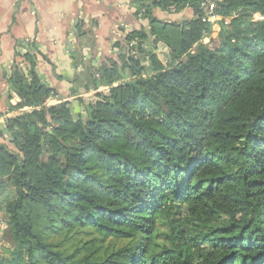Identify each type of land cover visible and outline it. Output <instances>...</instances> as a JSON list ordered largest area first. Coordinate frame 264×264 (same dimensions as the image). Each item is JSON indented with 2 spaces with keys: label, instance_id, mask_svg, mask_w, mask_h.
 <instances>
[{
  "label": "trees",
  "instance_id": "16d2710c",
  "mask_svg": "<svg viewBox=\"0 0 264 264\" xmlns=\"http://www.w3.org/2000/svg\"><path fill=\"white\" fill-rule=\"evenodd\" d=\"M137 1L150 31L89 69L107 93L47 105L35 45L14 62L31 111L0 128V264H264V0H213L216 24L205 0Z\"/></svg>",
  "mask_w": 264,
  "mask_h": 264
},
{
  "label": "crops",
  "instance_id": "0c3cea01",
  "mask_svg": "<svg viewBox=\"0 0 264 264\" xmlns=\"http://www.w3.org/2000/svg\"><path fill=\"white\" fill-rule=\"evenodd\" d=\"M137 0H0V128L6 120L31 109L12 110L20 98L9 85L15 61H22L31 44L37 55V73L56 91L47 105L76 104L79 98L94 99L109 87L93 88L89 69L116 60V44L133 31H150V22L138 14ZM164 22L186 21L193 10L156 9ZM161 60L169 55L160 45ZM75 56L82 64L75 62Z\"/></svg>",
  "mask_w": 264,
  "mask_h": 264
},
{
  "label": "rangeland",
  "instance_id": "374dc122",
  "mask_svg": "<svg viewBox=\"0 0 264 264\" xmlns=\"http://www.w3.org/2000/svg\"><path fill=\"white\" fill-rule=\"evenodd\" d=\"M167 58H163V61L166 62ZM98 76H96L97 78ZM108 92V91H107ZM105 92V93H107ZM0 218L3 221L4 217L3 214L0 213ZM6 225L3 223L1 225V229H0V254H3L6 256L7 252L6 250H8L9 248H12L11 242L9 240V238L7 237V233H4ZM63 235L59 236H54L55 238L53 239V241L55 240L57 243L60 242H65L66 244V251L68 252V254L72 253V251L79 245L81 244V242L89 240L90 236L87 233H83L80 231H75L72 232L71 234H66V233H62Z\"/></svg>",
  "mask_w": 264,
  "mask_h": 264
},
{
  "label": "built area",
  "instance_id": "2783aa9c",
  "mask_svg": "<svg viewBox=\"0 0 264 264\" xmlns=\"http://www.w3.org/2000/svg\"><path fill=\"white\" fill-rule=\"evenodd\" d=\"M203 8L205 9L206 12V17L208 19V21L212 24H216L219 20L220 17H218L217 15L214 14V10H215V2L213 0H205V2H203L202 4ZM264 18H261L260 16H254V20H261ZM135 43H132L131 46H134ZM109 90V89H107Z\"/></svg>",
  "mask_w": 264,
  "mask_h": 264
}]
</instances>
